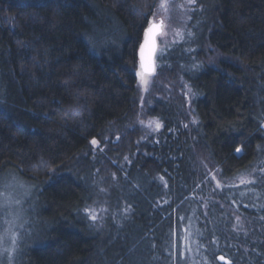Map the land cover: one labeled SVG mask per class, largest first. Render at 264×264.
I'll use <instances>...</instances> for the list:
<instances>
[{
    "label": "trees",
    "instance_id": "trees-1",
    "mask_svg": "<svg viewBox=\"0 0 264 264\" xmlns=\"http://www.w3.org/2000/svg\"><path fill=\"white\" fill-rule=\"evenodd\" d=\"M194 1L142 106L158 0H0V177L31 230L13 264H264V0Z\"/></svg>",
    "mask_w": 264,
    "mask_h": 264
},
{
    "label": "snow or ice",
    "instance_id": "snow-or-ice-1",
    "mask_svg": "<svg viewBox=\"0 0 264 264\" xmlns=\"http://www.w3.org/2000/svg\"><path fill=\"white\" fill-rule=\"evenodd\" d=\"M190 2H194V0H190ZM159 6L167 11V0H161ZM164 28L165 22L163 19H160L159 21L149 20L148 26L144 29L143 42L139 46L140 71L138 75L145 86L148 83L145 76L155 72L154 55L157 51L156 38L158 35L163 34ZM181 38H183L182 35ZM87 39L93 49L98 45L106 46L109 43H114L110 37L103 34L89 36ZM160 126L159 123L156 124L157 129ZM92 143L96 144L97 141L93 140ZM236 151L240 152V149L238 148ZM16 186L23 188V185L19 181H16L15 177L12 180H9L7 177H0V257L6 256L8 264H13L16 257L22 253L21 244L27 234L25 228L27 222L23 221L22 209L20 208L22 201L15 198L14 195ZM84 211L91 220H97L98 217L94 209L85 208ZM219 259L223 260L224 257H219ZM0 264H3V260H0Z\"/></svg>",
    "mask_w": 264,
    "mask_h": 264
},
{
    "label": "rangeland",
    "instance_id": "rangeland-1",
    "mask_svg": "<svg viewBox=\"0 0 264 264\" xmlns=\"http://www.w3.org/2000/svg\"><path fill=\"white\" fill-rule=\"evenodd\" d=\"M194 3L195 1L190 2V0H167L168 7H167V11H165L159 6L161 4V0H158L157 6L154 10L151 20L159 21L160 19H163L165 22V28L163 30V34L158 35L159 46L157 52V68L159 66L158 64L159 56H163L170 47H172L173 45L179 42H183L190 37L189 33L191 32V30L189 28V22L191 19ZM181 35L183 38H181ZM207 53H208L207 58H209L208 60L212 63L215 62L216 58L222 57L221 53L215 51V49H212L210 47ZM139 71L140 68L138 69V72ZM157 75L158 73L155 72L153 74H149L145 76V79L148 81L146 86L141 82V77L138 75L142 106L145 105L148 100V96L150 95V90L151 87L153 86V83L162 82L159 78L160 75H158L159 76L158 78ZM140 123H141V127L145 130L146 133L157 132L158 129L156 128V124L159 123L161 125L158 119H152V118L145 119ZM95 145H98V141ZM20 189H21L20 187L16 186V190H20ZM25 194H26V199L29 198V194L28 191H26V189H25ZM15 198L22 200V197H15ZM90 208L94 209L96 212V215L98 217L96 221L100 220L105 210L104 198L102 196L101 191ZM24 221L27 222L25 225L27 234L25 235L24 239L29 240L31 236L30 235L31 230L27 227L30 222L27 221L26 219ZM184 230L187 233L188 231L187 226H185ZM3 259L4 256H2L0 260ZM15 260L13 262H15Z\"/></svg>",
    "mask_w": 264,
    "mask_h": 264
},
{
    "label": "water",
    "instance_id": "water-1",
    "mask_svg": "<svg viewBox=\"0 0 264 264\" xmlns=\"http://www.w3.org/2000/svg\"><path fill=\"white\" fill-rule=\"evenodd\" d=\"M142 42H143V41H142ZM158 46H159V43H158V36H157V38H156V48H157V51H156V53H155V55H154V66H155V72H156V70H157V52H158ZM139 63H140V57H139ZM155 72H154V73H155ZM242 153H243V149H240L239 154H242ZM219 257H224V259L221 260V259H219ZM217 259H218V261H219L220 263H223V264H232V263H233L232 259H231L229 256H227L226 254H224V253H220V254H218Z\"/></svg>",
    "mask_w": 264,
    "mask_h": 264
}]
</instances>
